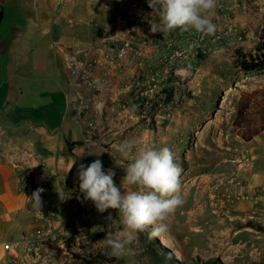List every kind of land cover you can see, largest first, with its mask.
Segmentation results:
<instances>
[{"label": "crops", "instance_id": "obj_1", "mask_svg": "<svg viewBox=\"0 0 264 264\" xmlns=\"http://www.w3.org/2000/svg\"><path fill=\"white\" fill-rule=\"evenodd\" d=\"M110 1L115 0H0V241L17 240L33 228L36 209L19 191L16 171L33 167V155L54 175L46 194L55 216L44 213L48 222L44 234L58 250L56 257L60 261L64 258L60 256L61 245L72 254L81 251L80 240L84 237L75 239L78 231L83 233L87 227L91 233L100 234L104 243L108 232L115 235L124 228L118 210L101 213L91 200L84 199L77 176L80 165L101 160L105 172H115L114 183L123 193L121 181L129 162L120 157L114 146L134 139L153 147L147 138L155 131L141 125L134 131L124 130L88 141L75 122L80 111L78 99L94 104L97 98L86 88L75 86L65 58L72 50L89 48L94 28L112 17ZM259 2L264 5V0ZM68 95L72 97L71 104ZM96 125L101 130L105 119L96 120ZM63 187L81 200L73 211L74 200L63 202L59 192ZM102 223L105 229L100 231L98 226ZM91 246L87 253L92 251ZM105 248L110 254V248ZM3 256L0 246V264ZM133 257L130 250L124 257L115 258L127 264ZM67 264L80 262L73 257Z\"/></svg>", "mask_w": 264, "mask_h": 264}, {"label": "rangeland", "instance_id": "obj_2", "mask_svg": "<svg viewBox=\"0 0 264 264\" xmlns=\"http://www.w3.org/2000/svg\"><path fill=\"white\" fill-rule=\"evenodd\" d=\"M259 16L257 26H242L239 38L223 41L200 62L177 87L176 101L161 106L159 118L139 124L155 131L147 138L153 148H170L183 169L185 202L164 234L182 258L155 237L182 264H264V231L246 227L252 221L264 230V72L245 74L235 61L236 50L253 51L264 8ZM146 231L134 234L127 264H163L164 257L148 249ZM83 237L80 244L98 239L90 249L111 256L100 234L86 227Z\"/></svg>", "mask_w": 264, "mask_h": 264}, {"label": "built area", "instance_id": "obj_3", "mask_svg": "<svg viewBox=\"0 0 264 264\" xmlns=\"http://www.w3.org/2000/svg\"><path fill=\"white\" fill-rule=\"evenodd\" d=\"M109 6L112 17L94 28V40L89 48L72 50L65 58L75 86L86 88L97 98L94 104L85 98L78 99L80 111L75 122L88 141L133 130L142 121L147 126L150 118H159L161 106L168 99L176 101L177 87L193 72H198L200 62L218 52L223 41L239 38L243 25L259 22L264 8L259 0H218L214 17L217 31L201 38L198 33L179 30L167 35L152 33L151 21L158 20V14L148 7V0H115ZM68 103H73L70 95ZM102 118L105 125L99 130L96 120ZM31 159L33 167L16 169L18 189L26 194L32 207L29 197L37 188H43V207L41 212L35 210L31 231L17 240L0 241L4 253L2 263L67 264L73 254L61 245L60 256L64 258L60 261L56 257L58 250L44 234L48 223L44 213L55 216L46 194L54 175L43 161L33 155ZM59 192L63 202L74 200L71 211L75 210L80 198L67 187L60 188ZM80 236L83 233L78 231L75 239Z\"/></svg>", "mask_w": 264, "mask_h": 264}, {"label": "clouds", "instance_id": "obj_4", "mask_svg": "<svg viewBox=\"0 0 264 264\" xmlns=\"http://www.w3.org/2000/svg\"><path fill=\"white\" fill-rule=\"evenodd\" d=\"M217 5L218 0H148V7L158 14V20L151 21L150 31L167 35L179 30L198 33L201 38L212 36L217 31ZM114 147L122 159L130 161L121 181L123 193L114 183L115 172H105L99 159L87 166L81 164L77 176L84 199L91 200L99 212L118 210L124 228L115 235L108 232L103 242L110 248L111 256L119 259L129 254L135 233L151 228L150 237L167 234L170 217L185 201L183 169L170 148H153L134 139ZM44 191L37 188L29 197L32 207L40 212Z\"/></svg>", "mask_w": 264, "mask_h": 264}, {"label": "trees", "instance_id": "obj_5", "mask_svg": "<svg viewBox=\"0 0 264 264\" xmlns=\"http://www.w3.org/2000/svg\"><path fill=\"white\" fill-rule=\"evenodd\" d=\"M235 61L236 66L245 74L255 73V72H264V28H262L261 32L257 36V43L251 52H243L240 50H236L235 52ZM246 227L256 229L259 232L261 230L258 226L255 225L254 222L248 221L246 222ZM151 228H147L145 233V238L148 241V249L155 253L161 254L163 259V264H182L178 262L171 252L159 244L158 240L155 237H150ZM79 249L82 254H74V257L80 264H117L115 257L107 255L100 249L92 250L89 254L87 252V246L80 245ZM205 264H211L210 261Z\"/></svg>", "mask_w": 264, "mask_h": 264}, {"label": "bare ground", "instance_id": "obj_6", "mask_svg": "<svg viewBox=\"0 0 264 264\" xmlns=\"http://www.w3.org/2000/svg\"><path fill=\"white\" fill-rule=\"evenodd\" d=\"M158 239L160 240V243L168 248H173V252L174 254H176V257L178 256V258H182V255H179V251H175L176 249H174V247H172V242L170 241V239H168V237L164 236V235H161V236H158Z\"/></svg>", "mask_w": 264, "mask_h": 264}]
</instances>
